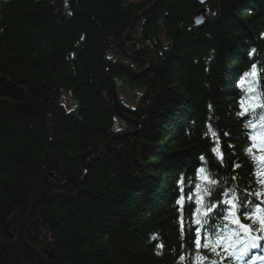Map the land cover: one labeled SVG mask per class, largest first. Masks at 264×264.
<instances>
[{"label":"trees","instance_id":"1","mask_svg":"<svg viewBox=\"0 0 264 264\" xmlns=\"http://www.w3.org/2000/svg\"><path fill=\"white\" fill-rule=\"evenodd\" d=\"M262 117L264 0H0V264H251Z\"/></svg>","mask_w":264,"mask_h":264},{"label":"snow or ice","instance_id":"2","mask_svg":"<svg viewBox=\"0 0 264 264\" xmlns=\"http://www.w3.org/2000/svg\"><path fill=\"white\" fill-rule=\"evenodd\" d=\"M262 119H264V117H262ZM215 151V149H214ZM249 151H251V149H249ZM211 183H215V181H210ZM224 203H230L231 204V208L228 209V215L225 216V219L229 221L228 224H223L221 226H219L216 229H213L212 232L210 234H206L204 237V244L203 247L208 249L211 252H216L217 255H219L220 253L217 252L216 250V246L218 244H220L221 240L223 239L224 243H223V247L225 250H227V248L229 247L227 241L229 239L232 238V236L234 235L236 238L234 240H232V246L234 247L236 244H239L242 242V237L240 235L241 232H245L247 230H250L252 225H245L243 223H240L239 221V216L236 215V202L233 201H225ZM251 203V202H249ZM264 203V202H262ZM215 207V205H210L206 211H205V215H207L208 211H211V209ZM260 215H257V214ZM244 216L245 220H251L252 224H258L259 225V229L258 230H264V208H261L259 205L255 206L253 209L246 210L245 212L242 213ZM205 223H207V221H205ZM231 224H236V228H232L230 225ZM202 226V225H201ZM197 243V247L200 246L199 244V240L196 241ZM247 249L250 251L253 248H257L259 247L258 243L255 242H251L249 245L246 246ZM247 253L245 252V255ZM228 255L232 256L234 259L237 260H241V256H238L235 254V252H229ZM200 260L205 261L208 260V257L206 256H201L199 257ZM261 259H264V257H261ZM210 264H215L214 261L210 262Z\"/></svg>","mask_w":264,"mask_h":264},{"label":"water","instance_id":"3","mask_svg":"<svg viewBox=\"0 0 264 264\" xmlns=\"http://www.w3.org/2000/svg\"><path fill=\"white\" fill-rule=\"evenodd\" d=\"M123 119H125V120H129L127 117H123ZM40 256V255H39Z\"/></svg>","mask_w":264,"mask_h":264}]
</instances>
